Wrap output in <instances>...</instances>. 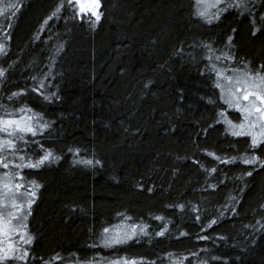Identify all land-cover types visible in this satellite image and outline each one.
<instances>
[{"label": "trees", "instance_id": "obj_1", "mask_svg": "<svg viewBox=\"0 0 264 264\" xmlns=\"http://www.w3.org/2000/svg\"><path fill=\"white\" fill-rule=\"evenodd\" d=\"M61 2L0 0V42L7 45L0 105L17 114L30 107L50 125L42 135L28 134L26 159L43 154L38 144L54 153L52 163L22 170L25 192L31 181L39 185L27 220L34 237L25 245L28 264L119 257L264 264V167L221 163L209 154L253 149L250 137L232 136L219 115L241 119L220 98L204 48L234 55L235 61H216L220 68L260 69L264 27L253 34L252 20L264 25V0H250V12L228 9L211 23L197 14V0H100L95 26L67 0L53 16ZM49 72L41 91L55 93L50 100L36 91ZM262 149L254 151L264 158ZM132 223L149 225V235L104 246V227ZM164 225L165 234L156 235Z\"/></svg>", "mask_w": 264, "mask_h": 264}, {"label": "snow or ice", "instance_id": "obj_2", "mask_svg": "<svg viewBox=\"0 0 264 264\" xmlns=\"http://www.w3.org/2000/svg\"><path fill=\"white\" fill-rule=\"evenodd\" d=\"M69 7L76 10V15L81 13H90L87 17H81L89 19L93 26L98 22L102 16V13L98 11L100 7V0H67ZM204 3V0H197V4ZM221 4L223 6H221ZM250 0H213L210 5L205 7L215 8L216 11L210 15L207 11H199L197 14L207 19L208 23H211L213 19H219L222 12L228 9H238L241 12H250L249 7ZM17 4L10 5L11 8H18ZM64 7L63 0L56 8V11L52 14L57 15ZM95 17V20H91V17ZM51 19V17H49ZM264 20V17H261ZM47 23V21H45ZM252 23L254 25L253 34L261 31V27L264 25H257L255 18ZM11 27V24L8 25ZM5 37L10 39V35L5 33ZM232 37L228 38L229 45H231ZM207 50V59L211 63L208 65L211 71L215 73L216 87L220 89V98L228 106L241 113L242 118L239 122H234L227 118L224 111L220 112V116L224 118L225 123L228 125L227 131L235 137H250V148L253 151H246L237 156L221 157L216 153H209L214 156L215 159L221 161V163H235L239 160L246 165H259L264 167V158L255 153V149L264 144V65L260 66V69H252L251 67L244 68H224L218 67L215 63L224 59L226 61H235L234 55L230 51L215 50L210 45H204ZM213 52H218V55H212ZM7 54V45L0 42V56ZM7 70L0 67V84L3 83L6 78ZM51 77V73L43 74L42 79L39 81V86L36 89L40 92L45 99L50 100L55 93L45 94L42 89L45 88L44 81ZM24 90L12 93L9 99L23 94ZM0 111L3 112L0 115V167L5 169L3 173H0V264H6L8 261H19L23 264H28L29 248L25 245H30L34 237L28 232L26 220L31 215V205L35 202L37 195V189L39 185L35 181H31L32 190L28 192H21L20 189L24 188V175L23 169H37L44 166L46 163H52L54 153L51 149L44 150L43 145L38 147L43 151L42 155H37L35 160L26 159L24 149L27 147L28 134L32 137L42 135L43 130L50 127L49 123L43 121V117L39 113H34L30 107H21L17 111L13 110L9 112L4 105H0ZM27 113H33L28 115ZM38 143V142H37ZM77 153L79 149L76 150ZM264 151V149H262ZM7 153L8 155H5ZM9 156L13 159H9ZM19 158V163L15 159ZM58 160L59 156H55ZM82 163L93 165L92 160H84ZM99 163V161H96ZM208 171L216 172V168H211ZM250 176L251 171L244 173ZM17 178H19L17 180ZM215 187V185H213ZM235 199V198H233ZM181 210L184 209V205H177ZM124 221L131 220V217H127L121 214ZM199 217H197L198 219ZM155 219L163 221V216H157ZM15 221V223H13ZM215 220L210 221L211 224H215ZM147 224L132 223L127 228H121L118 226L104 227L102 233V242L105 247H111L127 242L136 236L149 235ZM167 231V225H164L156 235L163 236ZM13 234H19V239L22 241L17 248L16 244L12 241L11 236ZM5 238H7L5 246ZM202 239H208V237H201ZM57 260L63 259L59 255L56 256ZM143 258L137 260L135 258L119 257L115 260L107 261V264H142ZM46 264H53L52 260L46 262ZM76 264H97L95 260H77ZM175 264H183V259H178ZM200 264H207L206 261H201Z\"/></svg>", "mask_w": 264, "mask_h": 264}, {"label": "rangeland", "instance_id": "obj_3", "mask_svg": "<svg viewBox=\"0 0 264 264\" xmlns=\"http://www.w3.org/2000/svg\"><path fill=\"white\" fill-rule=\"evenodd\" d=\"M213 2V0H204V3H202V4H200V5H198V10L199 11H207V13L210 15L211 13H213V12H215L216 11V9L215 8H212V7H205V5H210L211 3ZM221 6H222V4H221ZM0 7L2 8V10H1V12H3L4 11V5L2 4V3H0ZM100 8V7H99ZM98 11H99V9H98ZM88 14V13H87ZM90 14V13H89ZM235 110V109H234ZM235 111H237V110H235ZM238 112V111H237ZM239 113V112H238ZM239 117H241L242 118V116H241V113H239ZM228 118V117H227ZM229 119V118H228ZM232 120L234 121V122H239L238 120H234L233 118H232ZM224 122H225V120H224ZM226 124V123H225ZM226 126H227V128H228V125L226 124ZM20 191L21 192H25L23 189H20ZM27 220H28V217H27ZM27 220H26V224H27ZM13 223H15V221H13ZM116 226H118V227H121V228H127V226H128V224H118V225H116ZM14 238H17V239H19V234H13L12 236H11V239L12 240H14ZM134 238V237H133ZM132 238V239H133ZM132 239H129L128 241H130V240H132ZM127 241V242H128ZM6 242H7V238H5V246H6ZM22 242V241H21ZM17 246V245H16ZM97 264H107V263H102V262H98Z\"/></svg>", "mask_w": 264, "mask_h": 264}, {"label": "water", "instance_id": "obj_4", "mask_svg": "<svg viewBox=\"0 0 264 264\" xmlns=\"http://www.w3.org/2000/svg\"><path fill=\"white\" fill-rule=\"evenodd\" d=\"M88 2V0H86V3ZM82 14H87V13H82Z\"/></svg>", "mask_w": 264, "mask_h": 264}]
</instances>
